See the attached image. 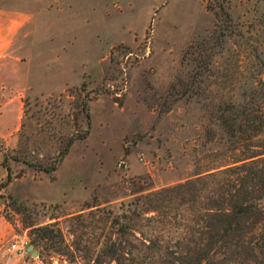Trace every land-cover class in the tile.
<instances>
[{
	"label": "rangeland",
	"instance_id": "rangeland-1",
	"mask_svg": "<svg viewBox=\"0 0 264 264\" xmlns=\"http://www.w3.org/2000/svg\"><path fill=\"white\" fill-rule=\"evenodd\" d=\"M210 2L224 8V0H0V183L4 163L11 172L0 189V264H59L31 243L30 224L58 221L69 242L73 216L224 162L207 142L211 98L224 96V41ZM230 2L245 21L263 16L264 0ZM203 47L219 52L211 59ZM18 61L21 88L7 71ZM22 241L23 252L11 250Z\"/></svg>",
	"mask_w": 264,
	"mask_h": 264
},
{
	"label": "trees",
	"instance_id": "trees-1",
	"mask_svg": "<svg viewBox=\"0 0 264 264\" xmlns=\"http://www.w3.org/2000/svg\"><path fill=\"white\" fill-rule=\"evenodd\" d=\"M208 9L224 41V96L211 98L207 142L212 158L223 156L224 162L73 216L75 238L69 242L58 221L30 224L31 243L52 249L59 264H264V13L259 22L245 21L230 0L224 8L210 2ZM202 52L212 59L219 51ZM96 225L102 228L98 236L84 230Z\"/></svg>",
	"mask_w": 264,
	"mask_h": 264
},
{
	"label": "crops",
	"instance_id": "crops-1",
	"mask_svg": "<svg viewBox=\"0 0 264 264\" xmlns=\"http://www.w3.org/2000/svg\"><path fill=\"white\" fill-rule=\"evenodd\" d=\"M10 81L18 87H23L27 81V71L25 64L17 62L14 68L7 69Z\"/></svg>",
	"mask_w": 264,
	"mask_h": 264
},
{
	"label": "built area",
	"instance_id": "built-area-1",
	"mask_svg": "<svg viewBox=\"0 0 264 264\" xmlns=\"http://www.w3.org/2000/svg\"><path fill=\"white\" fill-rule=\"evenodd\" d=\"M29 244L28 241H22L21 243L17 242L12 244L11 246V250H16L19 252H23V250H25V247Z\"/></svg>",
	"mask_w": 264,
	"mask_h": 264
},
{
	"label": "water",
	"instance_id": "water-1",
	"mask_svg": "<svg viewBox=\"0 0 264 264\" xmlns=\"http://www.w3.org/2000/svg\"><path fill=\"white\" fill-rule=\"evenodd\" d=\"M31 248H33V246H32ZM34 252H36V253H37V251H34ZM34 252H33V254H34Z\"/></svg>",
	"mask_w": 264,
	"mask_h": 264
}]
</instances>
